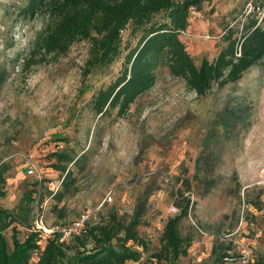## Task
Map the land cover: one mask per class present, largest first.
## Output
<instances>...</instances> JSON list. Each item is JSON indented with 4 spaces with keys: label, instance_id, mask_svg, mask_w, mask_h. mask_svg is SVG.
Listing matches in <instances>:
<instances>
[{
    "label": "rangeland",
    "instance_id": "374dc122",
    "mask_svg": "<svg viewBox=\"0 0 264 264\" xmlns=\"http://www.w3.org/2000/svg\"><path fill=\"white\" fill-rule=\"evenodd\" d=\"M244 1L205 0L189 10L179 39L195 65L216 55L226 23L248 12ZM26 3L0 0V68L7 74L0 85V207L14 209L32 190L30 206L46 227L65 226L82 212L93 224L111 211L127 219L138 210L136 229L147 250L124 264H148L160 248L164 220L188 199L179 225L190 243L171 264H198L197 256L211 264V248L221 252L227 245L224 264L264 259V68L253 66L237 81L213 82L196 95L159 65L153 85L123 114L112 109L97 115L91 97L118 73L122 58L82 74L86 41L61 55L42 56L35 40L52 18L22 14ZM55 151L71 158L60 164L63 170L54 167ZM28 164L31 174L25 172ZM63 177L68 190L57 198ZM107 193L111 200L102 201ZM11 227L19 240L36 232L39 246L58 240L55 233H38L28 219L26 226L4 229L7 243Z\"/></svg>",
    "mask_w": 264,
    "mask_h": 264
},
{
    "label": "trees",
    "instance_id": "16d2710c",
    "mask_svg": "<svg viewBox=\"0 0 264 264\" xmlns=\"http://www.w3.org/2000/svg\"><path fill=\"white\" fill-rule=\"evenodd\" d=\"M205 0H27L22 14L32 17L39 13L52 18L37 35L42 56H58L78 41H86L87 57L82 74L104 67L121 57V68L114 78L100 87L91 97V108L97 115L112 109L123 114L136 96L151 87L155 80V68L165 65L168 73L180 77L189 90L204 95L214 82L219 86L237 81L253 66L264 68V0H245L249 10L240 21L226 23L221 35L223 45L216 55L208 60L193 63L179 33L187 29L189 10H197ZM128 29L126 38L123 31ZM133 41L132 44H128ZM27 61L23 66L27 65ZM0 68V85L5 80ZM56 156L54 167L61 170L64 161L71 158L62 152ZM71 181V180H70ZM0 174V196L3 195ZM63 177L57 198L67 192ZM32 190L22 197L14 209L0 207V264H28L33 253H38L35 264H124L137 261L147 244L138 234L140 212L134 210L123 219L115 212H108L100 222L86 221V229L80 235L71 236L59 242L57 237L46 239L42 246L37 244L36 232L21 240L11 227L10 243L3 231L10 224L27 225L32 219ZM178 212L166 217L160 232V248L150 254L154 259L148 264H171L186 254L189 236L180 231V220L188 210V199L178 205ZM14 226V225H13ZM58 235V234H57ZM71 245H69V243ZM90 244L89 248H85ZM73 249L68 257L66 251ZM229 245L221 252L212 247L211 264H224L229 258ZM63 260V263H60ZM163 261V262H162ZM244 264H264L262 257H256Z\"/></svg>",
    "mask_w": 264,
    "mask_h": 264
},
{
    "label": "built area",
    "instance_id": "2783aa9c",
    "mask_svg": "<svg viewBox=\"0 0 264 264\" xmlns=\"http://www.w3.org/2000/svg\"><path fill=\"white\" fill-rule=\"evenodd\" d=\"M32 165L28 164L26 167V174H31L32 173ZM57 189V185H55V187H53L52 190H56ZM111 200V196L109 193H107L105 195V197L102 199V201H107L109 202ZM176 209L173 206V204L169 205V209L168 211L170 212H174ZM39 212L37 211V209L35 208L32 211V223L35 227V230L40 233L41 235H47V234H58V240L61 241H67L71 236H77L82 234L83 232H85L86 229V221L88 219L89 213L85 212V213H80L78 215V217L72 219L68 224H66L65 226H49L46 227L41 219V215L38 214ZM247 260H242L241 264H244ZM196 262H198V264H202V260L200 258V256L196 257Z\"/></svg>",
    "mask_w": 264,
    "mask_h": 264
}]
</instances>
